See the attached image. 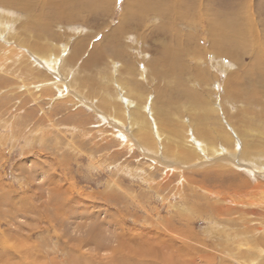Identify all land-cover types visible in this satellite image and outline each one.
<instances>
[{
    "label": "rangeland",
    "instance_id": "rangeland-1",
    "mask_svg": "<svg viewBox=\"0 0 264 264\" xmlns=\"http://www.w3.org/2000/svg\"><path fill=\"white\" fill-rule=\"evenodd\" d=\"M164 1L0 0V264H264V235L244 232L264 228V209L243 226L201 190L224 186L202 181L215 164L264 174L248 165L264 167V90L248 96L240 67L264 56V0ZM210 18L242 30L233 56L209 49ZM181 137L226 150L181 158Z\"/></svg>",
    "mask_w": 264,
    "mask_h": 264
},
{
    "label": "bare ground",
    "instance_id": "bare-ground-1",
    "mask_svg": "<svg viewBox=\"0 0 264 264\" xmlns=\"http://www.w3.org/2000/svg\"><path fill=\"white\" fill-rule=\"evenodd\" d=\"M11 1H15V0H11ZM19 1H21V2H24V1H26V0H19ZM68 1V0H67ZM93 1V0H92ZM99 1V0H98ZM157 1V0H156ZM162 1H164V0H162ZM172 1V0H171ZM175 1V0H174ZM173 1V2H174ZM182 1V0H181ZM180 0H179V2H181ZM184 1V0H183ZM182 1V2H183ZM245 1V0H244ZM60 2V1H59ZM71 2V1H70ZM73 2H75V1H73ZM95 2V1H94ZM164 2H166V1H164ZM3 3V2H2ZM65 3V2H64ZM127 3V2H126ZM157 3V2H156ZM167 3V2H166ZM194 3V2H193ZM243 3V2H242ZM90 4H91V2H90ZM168 4V3H167ZM197 4V3H196ZM245 4V3H244ZM61 5V4H60ZM156 5V4H155ZM182 5V4H181ZM55 6H57V5H55ZM64 6V5H63ZM89 6V5H88ZM131 6V5H130ZM149 6L150 7H154L155 8V6H154V3H150L149 4ZM183 6V5H182ZM208 6V5H207ZM250 6V5H249ZM165 7V6H164ZM81 8V7H80ZM126 8H127V6H126ZM158 8H159V6H158ZM158 8H156V9H158ZM162 8V7H161ZM160 8V9H161ZM186 8H187V6H186ZM209 8V7H208ZM237 8V7H236ZM56 9V8H55ZM196 9H198V11H199V8H196ZM239 9V8H238ZM246 9H247V7H246ZM54 10V9H53ZM92 10H93V8H92ZM127 10V9H126ZM152 10V9H151ZM171 10V9H170ZM188 10H190L189 8H188ZM231 10V9H230ZM233 10V9H232ZM241 10V9H240ZM139 11V10H138ZM148 11V10H147ZM158 11H159V9H158ZM234 11V10H233ZM146 12V11H145ZM165 13L167 12V10H165L164 11ZM196 12V11H195ZM232 12V11H231ZM238 12V11H237ZM240 12V11H239ZM76 13V12H75ZM147 13V12H146ZM159 13V12H158ZM242 13V12H241ZM245 12H243V15H245L244 14ZM253 13V12H252ZM184 14V13H183ZM182 14V15H183ZM203 14H205L204 12H203ZM209 14V13H208ZM212 14V13H211ZM213 14H214V12H213ZM231 14V13H230ZM182 15H180V16H182ZM191 15V14H190ZM189 15V16H190ZM200 15V14H199ZM210 15V14H209ZM209 15L207 16V18L209 17ZM170 17L171 16H173V15H169ZM178 16V15H177ZM184 16V15H183ZM204 16H206V15H204ZM241 16V15H240ZM252 16V15H251ZM250 16V17H251ZM168 17V16H167ZM199 17H201V16H199ZM215 17V16H214ZM217 17V16H216ZM249 17V16H248ZM172 18V17H171ZM195 18V17H194ZM243 18H244V16H243ZM56 19V18H55ZM163 19H166V18H163ZM169 19V18H168ZM175 19V20H174ZM176 19H178V17H174V18H172V20L173 21H176ZM198 19V18H197ZM245 19V18H244ZM242 21H244L243 19H241ZM170 21V20H169ZM168 21V22H169ZM231 21H232V19H231ZM231 21H227V19H219V21H218V19H216V18H210L209 20H208V27H209V32H210V38H211V41H210V45H209V49H211L212 50V52H213V54L214 55H222V54H226V55H230V56H233L234 55V53H231L232 51H233V49L232 48H235L236 46H240L241 44V46L243 47V43L244 42H242L241 43V40H242V37H244L243 36V32H240V31H242L241 29H240V31L239 30H237V31H239V32H237L236 31V29H238L237 27H236V29L233 31V29H232V31H230V33H229V29L232 27L231 26V24H233V22H231ZM161 22V21H160ZM198 23V22H197ZM241 23V22H240ZM240 23H238V24H240ZM161 24V23H160ZM166 24V23H165ZM255 24V23H254ZM138 25V24H137ZM170 25V24H169ZM201 25V24H200ZM236 25V24H235ZM3 26V25H2ZM142 26V25H141ZM162 26V25H161ZM172 26V25H171ZM243 26V25H242ZM249 26V25H248ZM144 27V26H143ZM170 27V26H169ZM240 27H241V24H240ZM247 27V26H246ZM137 28H138V26H137ZM136 28V29H137ZM245 28V27H244ZM260 28V27H259ZM4 29V28H3ZM139 29V28H138ZM163 29V28H162ZM243 29V28H242ZM249 29V28H248ZM254 29V28H253ZM5 30V29H4ZM152 30V29H151ZM170 30V29H169ZM205 30V29H204ZM247 30V29H246ZM156 31H158L159 32V30H156ZM172 31V30H171ZM245 31V30H244ZM250 31V30H249ZM254 31V30H253ZM262 31V30H261ZM164 32V31H163ZM248 32V31H247ZM247 32H245V33H247ZM263 32V31H262ZM261 32V33H262ZM149 33H151L150 31H149ZM176 33H178V32H176L175 30H174V32L171 34V35H175ZM155 34V33H154ZM169 34V33H168ZM250 34H252L251 32H250ZM153 36V35H152ZM159 36H160V34H159ZM252 36V35H251ZM154 37H155V35H154ZM172 37V36H171ZM256 37V36H255ZM254 37V38H255ZM264 38V37H263ZM262 38V39H263ZM160 39H161V37H160ZM244 39H246V38H244ZM243 39V40H244ZM258 39V38H257ZM111 40V39H110ZM242 40V41H243ZM249 40V39H248ZM255 40V39H254ZM159 41V40H158ZM245 41V40H244ZM114 42V41H113ZM164 42V41H163ZM246 42H247V40H246ZM250 42V41H249ZM258 42V41H257ZM263 42H264V40H263ZM28 43V42H27ZM26 43V44H27ZM112 43V42H111ZM162 43V42H161ZM161 43H160V45H161ZM174 43H176V42H174ZM162 44H164V43H162ZM177 45L176 46H178V44L179 43H176ZM247 44H248V42H247ZM257 44H259V43H257ZM262 45H264V43H262ZM245 46V45H244ZM255 46H256V44H255ZM264 47V46H263ZM40 48H42V47H40ZM159 48V47H158ZM171 47H164V48H162V50H161V53H162V55H160V60L161 59H163V60H167L168 58H170V56L172 55V53L173 52H171V51H169V49H170ZM237 48H239V47H237ZM236 48V49H237ZM95 49H97V46H92V49H91V52H90V54L91 55H95L96 53H95ZM241 50V49H240ZM253 50H255V48L253 49ZM42 51V50H41ZM205 52L207 51V49H205L204 50ZM260 52V51H259ZM262 52V51H261ZM40 53V52H39ZM46 53V52H45ZM122 53V52H121ZM238 53V52H237ZM236 53V54H237ZM244 53V52H243ZM263 53H264V51H263ZM48 54H50V53H48ZM116 54H117V52H116ZM239 54V53H238ZM241 54V53H240ZM256 54V53H255ZM38 55V54H37ZM199 56L201 55L200 53L198 54ZM244 56H245V54H244ZM42 57V56H41ZM241 58V57H240ZM44 59H45V64L47 65H49L50 67H52V68H55V65H56V63H57V56H55V54H50L48 57H44ZM155 59V58H154ZM261 59H264V56H263V58H260L259 59V57L258 56H253V57H251V59L250 60H252L251 61V64L249 65V66H247L246 64H244V65H240V67L242 66V72H243V75L245 76V77H247L248 78V84H249V86H250V89L248 90V89H246L245 90V93L248 95V96H250V97H256L257 95H260V94H255V92H258V89H260V90H264V81H260V80H262V78H260L261 77V75H263L262 73L264 72V61H263V63L261 62ZM159 60V61H160ZM164 62V61H163ZM242 62V61H241ZM243 63V62H242ZM238 65V64H237ZM239 66V65H238ZM256 69L259 71V74H258V72H257V74H256ZM52 70V69H51ZM206 72H207V70H206ZM229 72V71H228ZM166 73V72H165ZM168 73V72H167ZM229 75H233V77H235V78H238L239 79V77H237V75L238 74H236L235 72H233L232 71V73L230 72V74ZM238 76H240V74L238 75ZM264 80V79H263ZM259 84H262L261 86L259 85ZM260 87V88H259ZM119 88H121V87H119ZM231 89V88H230ZM124 91V90H123ZM125 92V91H124ZM261 92V91H260ZM126 94V93H125ZM125 101L127 102V107H129L130 105H131V109H132V111L134 110L135 112H140V113H142L141 111H143V107H138L139 105H137V104H133V102H131V100H126V98H125ZM251 101V100H250ZM131 102V103H130ZM137 103V102H136ZM140 104V103H139ZM123 109V108H122ZM153 109V108H152ZM154 110V109H153ZM152 112V111H151ZM133 113V112H132ZM148 113V112H147ZM158 113V112H157ZM159 114V113H158ZM124 116H126V115H124ZM118 117V116H117ZM156 117V116H155ZM120 118H123V117H121V115H120ZM129 118V120H130V129L132 130L131 132L132 133H134V134H137L138 135V137H139V140L140 141H143L144 143H146V141H148L149 139H148V134L146 135L145 133H144V131H142V130H144V129H146V123H145V119H140L141 117H139V116H137V117H135V114H133V115H130V117H128ZM160 118V117H159ZM148 119V118H147ZM148 121V120H147ZM161 121H162V119H161ZM201 121V120H200ZM117 122H119V121H117ZM121 122V121H120ZM126 122V121H125ZM129 122V121H128ZM149 122V121H148ZM154 122V121H153ZM163 122V121H162ZM127 123V122H126ZM149 124H150V128H156V125L158 126V124H157V122H154V123H152V122H149ZM129 125V124H128ZM118 128H120L119 129V131L120 132H122L123 133V131H122V128L121 127H118ZM248 128V127H247ZM149 129V128H148ZM245 129V128H244ZM157 131V132H156ZM156 131H154L157 135V137H159L160 139H161V136H160V130H159V127H157L156 128ZM149 132V131H148ZM223 132V131H222ZM225 132V131H224ZM162 133V132H161ZM202 132H200V134H201ZM121 134V133H120ZM151 134H152V132H151ZM219 135H221V133L219 134ZM228 135V134H227ZM227 135H225V136H227ZM261 135H263L264 136V133H262ZM222 136V135H221ZM164 137V136H163ZM162 137V138H163ZM184 137V136H183ZM183 137H181V141H180V143H182L183 142V156H181V158L182 157H186V158H188V157H191L192 155H193V152H195L196 150L200 153V155L201 154H203V155H215V154H217V155H219V154H221V153H224V151L226 150V149H224V148H219V149H216V148H213V147H210V146H208L206 143H204V145H202V146H199L198 144H196V147H195V145H194V142L195 143H197V141H195V139H194V142H193V144L192 143H188V141L187 140H184V138ZM193 137V136H192ZM212 137V136H211ZM218 137V136H217ZM242 137V136H241ZM124 138V137H123ZM165 138V137H164ZM198 138V137H197ZM208 138H210L209 136H208ZM212 138H214V136L212 137ZM212 138H211V140H212ZM215 138H216V136H215ZM221 138V137H220ZM252 138V137H251ZM155 139V138H154ZM153 139V140H154ZM178 141H179V139H177ZM200 140V139H199ZM210 140V141H211ZM163 141V140H162ZM201 141V140H200ZM231 141V140H230ZM264 141V140H263ZM164 142V141H163ZM204 142V141H203ZM172 143V142H171ZM148 144V143H147ZM146 144V145H147ZM165 146V145H164ZM244 147H243V154H249L250 152H251V154H252V152H259V150H262L263 149V147H260V146H255V150L253 149V150H250V151H248V150H246V149H248V148H251L252 146L251 145H247L246 143L243 145ZM263 146V145H262ZM218 147V146H217ZM231 148V147H230ZM253 148V147H252ZM251 148V149H252ZM256 148H258V149H256ZM198 149H200V150H198ZM232 149V148H231ZM223 151V152H222ZM263 152V151H262ZM188 153V154H187ZM226 153V152H225ZM198 154V153H197ZM228 154V153H227ZM254 154V153H253ZM259 154V153H258ZM255 155V154H254ZM216 156V155H215ZM259 156H261V154H259ZM184 157V158H185ZM253 157V156H252ZM258 157V156H257ZM246 158H247V156H246ZM250 158V157H249ZM179 159V158H178ZM219 160H222V161H226V163L225 164H229V162H233V160H235L234 159V157L232 158V157H229V156H220L219 157ZM245 160V159H244ZM246 161V160H245ZM209 162V161H208ZM212 162H213V160H212ZM207 163V162H206ZM244 164V163H243ZM167 165V168H166V173L165 174H167L168 176H169V174L171 173V174H173L172 172L175 170V169H177L173 164H166ZM248 165H249V167L251 166V167H253V168H255V169H258V170H260L261 171V169H264V167L263 166H261L260 165V163L259 164H252L251 163V165H250V163H248ZM164 166V165H163ZM165 167V166H164ZM210 170L211 171H206L205 173H203V179H202V181H205V179H207V180H213V182H217V181H219L220 182V180H222L221 182L224 184V186H222L221 188H223L224 187V189H219V191H214V190H212L213 188H207V187H205L203 184H201L202 186H201V190H203V191H205V192H207V193H209V192H217V194H216V197H217V199H218V203L217 204H222V205H224V207L225 208H227L228 210H232L233 212L234 211H236V212H239L237 215H238V218L240 219V222L238 221L237 223H239L240 225H243V226H246V225H250L251 224V222L253 221V220H255V218L257 217L258 218V214L259 213H257L258 211H261V210H263L264 209V176H262V175H264V174H256V173H250V174H248V176L251 178V180H250V178H249V180L250 181H256V183L254 184V183H251V182H249L250 183V185H249V183L248 182H243L242 181V176L241 175H238V176H235L234 174H232V170H231V168H228V167H226L225 165H220V164H215V166H213L212 168H210ZM250 171H251V169H249ZM177 171V170H176ZM239 171V170H238ZM247 171V170H246ZM260 173V172H259ZM177 174V173H176ZM253 174H256V176H254ZM247 176V177H248ZM256 177V178H255ZM259 179H261L262 180V182L261 181H259ZM212 182V181H211ZM220 182V183H221ZM221 183V185H223ZM235 183H237V185H235ZM184 184V183H183ZM227 185H229V187H227ZM233 186H235V188H233ZM207 198V197H206ZM227 212V211H226ZM232 212V213H233ZM210 213H212V212H210ZM218 214V213H217ZM227 214V213H226ZM234 214H235V212H234ZM236 215V214H235ZM249 216L251 217V219L252 220H250L249 219ZM253 216H255V217H253ZM260 216V215H259ZM209 218V217H208ZM262 219H263V217H262ZM248 220H250V221H248ZM264 220V219H263ZM245 221H247L248 223H243V222H245ZM264 222V221H263ZM260 224H261V222H260ZM264 226V225H263ZM244 232H246V233H248V235L249 236H245L246 238H247V240L250 238V232H255V235L254 234H251L252 236H253V239L254 240H258L260 237H261V235H262V237H263V235H264V228L263 229H261V228H258L257 230L256 229H253V227H247V229L244 231ZM257 233H260V234H257ZM216 234V233H215ZM245 238V239H246ZM261 239V238H260ZM246 240V241H247ZM262 240H264V239H262ZM259 241V240H258ZM261 241V240H260ZM244 243V242H243ZM251 243V242H250ZM258 243V242H257ZM256 243V245H255V247L256 246H258V244ZM252 244V243H251ZM259 245H261L262 246V242L259 244ZM242 246V245H241ZM257 249H259L260 251H261V249L260 248H257ZM263 252H264V250H263ZM1 256V255H0ZM260 256H262V255H260ZM259 256V257H260ZM2 257V256H1ZM264 257V256H263ZM262 259V258H261ZM264 259V258H263ZM1 260V259H0ZM263 261V260H262Z\"/></svg>",
    "mask_w": 264,
    "mask_h": 264
}]
</instances>
